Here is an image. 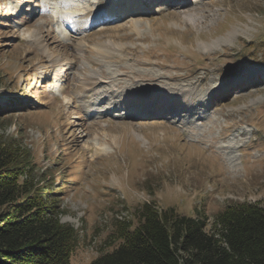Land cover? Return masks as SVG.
I'll list each match as a JSON object with an SVG mask.
<instances>
[{"label":"rangeland","instance_id":"obj_1","mask_svg":"<svg viewBox=\"0 0 264 264\" xmlns=\"http://www.w3.org/2000/svg\"><path fill=\"white\" fill-rule=\"evenodd\" d=\"M44 1L55 0H0V133L31 150L37 179L61 188L62 220L79 233L70 264L115 248L117 218L135 225L144 201L213 221L230 202L264 200V0L168 1L66 36ZM100 69L123 84H79ZM194 86L200 113L187 107ZM129 103L174 106L181 119L133 118Z\"/></svg>","mask_w":264,"mask_h":264},{"label":"trees","instance_id":"obj_2","mask_svg":"<svg viewBox=\"0 0 264 264\" xmlns=\"http://www.w3.org/2000/svg\"><path fill=\"white\" fill-rule=\"evenodd\" d=\"M33 168L31 150L0 133V264H70L78 230L62 220L61 188ZM135 213V225L117 220L119 244L90 264H264V200L230 202L213 221L155 201Z\"/></svg>","mask_w":264,"mask_h":264},{"label":"bare ground","instance_id":"obj_3","mask_svg":"<svg viewBox=\"0 0 264 264\" xmlns=\"http://www.w3.org/2000/svg\"><path fill=\"white\" fill-rule=\"evenodd\" d=\"M103 2H105V0H102ZM121 1V2H120ZM116 0V1H114V6H117L118 8H119V6H120V9H118V12H117V15L119 16V20L124 16V15H127V14H130V13H132V12H134L135 14H137V15H139V16H142V15H146V12H148V11H150L151 9H149L148 7H150V8H152V6H153V4H155V3H158V2H160V1H163V0H139L138 1V3L136 4L135 3V1L136 0ZM167 2L168 1H181V0H166ZM47 2V1H46ZM47 4L49 5V6H51V4L49 3V2H47ZM53 5H56L55 3H53L52 4V6ZM171 5V4H170ZM105 6H107V7H105ZM104 9L103 10H106V12L108 11V14H109V12H110V10L112 11L113 10V7H111L110 5H104ZM60 8V7H59ZM82 8V7H81ZM165 8V6H162V7H159V5L157 6V8L156 9H158V10H160V9H164ZM168 9V8H167ZM166 9V10H167ZM95 12H97V11H95ZM95 12H92V11H89L88 13H87V15H86V18L88 19V17H89V19H91L92 18V20L91 21H93V20H96V19H99V18H101V17H103V12L102 11H98L97 12V14L95 13ZM106 12H105V14H106ZM95 14V15H92V14ZM73 14H75V13H73ZM121 15V16H120ZM66 16H67V18H69L71 15L70 14H66ZM190 16H192L193 18H197V15H193V14H190ZM91 17V18H90ZM131 17H136V15L135 16H131ZM138 63H140V62H138ZM139 65V64H138ZM140 65H141V63H140ZM150 66V65H149ZM98 73V72H97ZM99 73L100 74H103V78H102V76H100V75H97V74H94V73H92V74H90V75H88L87 77H88V79H87V81H83V80H81L82 78L79 76V78H81L79 81V84L81 85V86H86L87 87V89H97V86L98 85H101L104 81H107V78L109 79L110 78V82H112V83H115V85H120L121 84V82H122V84H123V80L122 79H120V78H118V76H116V75H113V72H106L104 69H100L99 70ZM98 73V74H99ZM142 73V72H141ZM140 73V74H141ZM144 74V73H143ZM128 75V74H127ZM127 75H125L126 77H127ZM138 76H142V75H139V73H138ZM143 76H145V75H143ZM169 76V75H168ZM176 76L177 75H175L174 77H172V76H170L169 77V79H172V80H178V79H176ZM164 77H165V75H164ZM163 77V78H164ZM129 78V77H128ZM149 78H152V77H149ZM165 78H167L168 79V77H165ZM177 78H178V76H177ZM108 83V82H107ZM193 84V83H192ZM106 86V85H105ZM230 86L229 85H227V84H225V88H229ZM194 88H195V86L193 87V88H191V93H190V97H191V94H192V91L194 90ZM115 90V89H114ZM182 90V89H181ZM88 91V90H87ZM202 91L203 90H199V91H197L196 93H194V94H192V98L190 99V101L189 102H187V107L188 106H197L196 108H197V111L200 113V108L202 107L201 105L203 104V96H201V94H203L202 93ZM111 92H113V90L111 91ZM135 92V91H134ZM134 92H130V93H121L122 95H124V97L122 98V99H124V100H127V99H132L131 97H126V95L127 94H131V93H134ZM204 92V91H203ZM201 93V94H200ZM101 96L100 97H102L103 95H106V93H104L103 95L102 94H100ZM194 95L197 97V99L196 100H194ZM215 95V94H214ZM213 95V96H214ZM139 96V95H138ZM104 97V96H103ZM134 97H136V96H133V98ZM93 102V101H92ZM91 102V103H92ZM96 102H97V100H94V102L93 103H95L96 104ZM162 103V102H161ZM207 103V102H206ZM205 103V104H206ZM129 104H131V103H129ZM204 104V105H205ZM133 105L134 104H131L130 106H127L126 108L128 109V111L127 112H129V114L128 115H131V116H140V115H145L146 113H151L152 111H150V110H147L146 109V107H144V109H145V111H141L140 109H138V111H133L131 108H133ZM182 105V104H181ZM203 105V106H204ZM126 106V105H125ZM199 106H201V107H199ZM110 105L108 106V108L110 109ZM158 107H161V106H158ZM167 108H163V109H166V112H163V113H168V114H171V115H175V113L176 112H179L180 110H176L175 108H174V106H166ZM195 108V109H196ZM87 109H89V107L87 108ZM89 110H92V108L91 109H89ZM176 110V112L174 113V111ZM163 111V110H162ZM183 111H186V110H183ZM135 112V113H134ZM159 113V112H161V111H159V110H157V109H155L154 110V112L153 113ZM168 114H166V115H168ZM94 115V114H93ZM181 117V115L180 116H175V118H177V119H181L180 118ZM194 119V118H193ZM190 121V120H189ZM189 121H186V122H189Z\"/></svg>","mask_w":264,"mask_h":264}]
</instances>
